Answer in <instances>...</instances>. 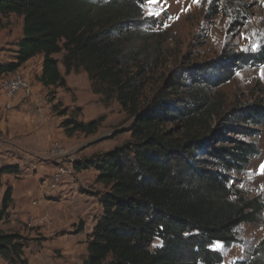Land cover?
Instances as JSON below:
<instances>
[{
	"label": "trees",
	"instance_id": "1",
	"mask_svg": "<svg viewBox=\"0 0 264 264\" xmlns=\"http://www.w3.org/2000/svg\"><path fill=\"white\" fill-rule=\"evenodd\" d=\"M145 4L0 0L1 28L12 15L23 19L15 53L0 62V79L40 55L39 81L49 93L70 91L66 76L84 71L103 103L116 100L132 118L130 140L74 162L77 171L92 169L105 184L99 193L102 214L82 264H224L222 249L214 245H236L239 227L257 223L264 203L235 183L256 153L255 140H234L222 131L256 136V127L264 125V98L229 104L220 87L243 65L264 63V53L231 51L221 58L228 71L215 76L204 64L159 76L166 65L163 40L154 30L160 22L146 16ZM216 63L208 64L214 69ZM50 99L69 138L94 135L105 121V116L82 121V107L71 115L61 101ZM225 140L229 144H220ZM18 171V165H7L0 177ZM13 204L8 186L0 199V257L29 264L28 238L1 228ZM82 227L80 222L77 231ZM157 239L161 242L153 247ZM251 254L235 264H264V238Z\"/></svg>",
	"mask_w": 264,
	"mask_h": 264
},
{
	"label": "rangeland",
	"instance_id": "2",
	"mask_svg": "<svg viewBox=\"0 0 264 264\" xmlns=\"http://www.w3.org/2000/svg\"><path fill=\"white\" fill-rule=\"evenodd\" d=\"M144 8L146 16L161 24L157 28L153 27L160 34L165 49L166 65L159 71V76L164 73H180L192 67L197 69L203 64L205 71L215 76L228 71V64L221 63V58L231 51L244 55L264 53V0H200L199 3L194 0H146ZM5 22L6 27H0V61L13 56L23 29V19L16 15H12ZM211 61H217L214 69L208 64ZM235 71L234 77L220 87L229 104L264 98V63L252 62ZM20 73L26 77L25 73ZM80 73L73 72L67 76L73 83L70 91L54 88L52 93L47 91L46 96L47 103L51 102L50 98H55V102L61 101L63 108H69L71 115H77L76 109L82 107V121L90 122L105 116V121L96 134H77L70 139L71 147L76 151L75 161L111 150L130 140L128 129L132 122V118L116 100L109 105L103 103L101 96L94 93L89 77L86 78ZM22 110L25 113L32 111L29 105H25ZM51 113L58 116L61 124L64 118L52 108ZM256 128L258 133L251 138L225 129L222 134L234 140H255L256 153L250 165L235 175V183L248 197H259L264 203V125ZM48 137V133L42 132L40 144L46 143ZM60 137H64L62 132ZM220 144H229V141L225 140ZM47 150L42 156H47ZM25 159L29 161L34 157L28 154ZM7 163L21 164V160L12 159ZM49 173L43 167H36V173H32L26 184L35 186L36 182L39 185L40 177ZM25 175L20 173L17 179H25ZM71 175L69 176L74 179L71 182L74 189L69 190L67 197L46 196L43 204H37V200H34L38 212L32 211L28 215L17 217L16 213L10 211L9 219L1 224L5 232H19L28 238L26 252L30 248L33 254L36 248L49 242L60 244L58 240L65 234H68L65 240L73 238L78 244L87 246L89 234L102 214L99 193L105 190V184L92 169L77 171L73 168ZM36 187L32 189V195L35 194ZM47 214L56 219L47 217ZM80 222H83V229L77 231ZM237 234L239 242L229 249H223L221 244L214 245L222 249L224 264H235L252 258V251L264 238V212L257 223L242 224ZM160 242L157 239L153 247ZM86 255L87 253L80 257L84 259ZM49 256L48 261L51 264H66L67 258L61 251H55ZM3 260L5 264H9Z\"/></svg>",
	"mask_w": 264,
	"mask_h": 264
},
{
	"label": "crops",
	"instance_id": "3",
	"mask_svg": "<svg viewBox=\"0 0 264 264\" xmlns=\"http://www.w3.org/2000/svg\"><path fill=\"white\" fill-rule=\"evenodd\" d=\"M55 57L59 58L58 55ZM11 58L0 62H8ZM42 60V56H36L30 59L18 71L25 73L26 77L33 84V93L31 96L8 98L2 92L0 86V168L9 165L7 163L9 160H21V164H16L19 166L18 173H5L0 177V196L2 198L8 186L12 187L14 204L10 211L16 213L17 217L28 215L32 211L38 212L35 209L34 200H37V204H43L46 196L65 198L69 190L74 189L73 185H71V182H74L73 177H71L72 173L62 174L55 189L46 186V183L52 179L57 169L60 166H66L67 163L66 158L59 160L52 155L51 147L53 144L59 142L67 149H74V147H71L72 141L70 139L72 137H67L63 132L60 121H58V116L51 113L52 103L46 102L47 91L49 89L39 81V76L42 72ZM59 67L61 73L64 75V66L60 64ZM80 74L86 78L88 77L84 71ZM67 76L66 79L69 87H73V83L70 82ZM25 105H29L32 111L25 113L22 110ZM42 132L49 134L46 140L47 142L43 145L40 144ZM61 132L64 134V137H60ZM45 150L48 152L46 157L42 156ZM28 154L32 155L34 159L27 161L25 158ZM36 167H43L50 172L40 177L39 185L35 182L38 187L36 185L30 186V183L26 184L28 178L32 176V173H36ZM20 173L26 174L25 179H17L20 177ZM46 179L47 181H45ZM34 187H36V192L32 195V189ZM48 215L46 216L55 218ZM65 237H68V234L60 236L61 240H58L61 242L60 244H52V242H49L43 244L42 247L39 246L33 254H31L30 248L27 252L25 250L29 264H51L48 261L50 258L49 255L55 251H61L62 255L67 258L66 264H82L83 258L80 256L87 253L86 244H78L73 238L65 240ZM32 257L33 259L31 260ZM0 263L5 264L1 257Z\"/></svg>",
	"mask_w": 264,
	"mask_h": 264
},
{
	"label": "built area",
	"instance_id": "4",
	"mask_svg": "<svg viewBox=\"0 0 264 264\" xmlns=\"http://www.w3.org/2000/svg\"><path fill=\"white\" fill-rule=\"evenodd\" d=\"M0 86L2 92L8 98H14L16 96L28 97L33 93V88L29 80L18 71L3 76L0 79ZM51 153L59 160H63V158L67 159L66 166H60L53 174L52 179L46 183L47 187L55 189L62 174L72 173L76 151L74 149H67L59 142H55L51 147Z\"/></svg>",
	"mask_w": 264,
	"mask_h": 264
},
{
	"label": "snow or ice",
	"instance_id": "5",
	"mask_svg": "<svg viewBox=\"0 0 264 264\" xmlns=\"http://www.w3.org/2000/svg\"><path fill=\"white\" fill-rule=\"evenodd\" d=\"M153 2H158V0H153ZM194 2L199 3L200 0H194Z\"/></svg>",
	"mask_w": 264,
	"mask_h": 264
}]
</instances>
